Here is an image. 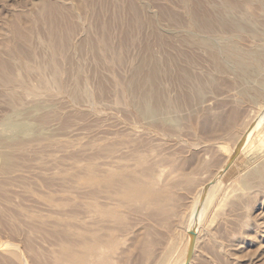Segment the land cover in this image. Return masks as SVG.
<instances>
[{
	"label": "rangeland",
	"instance_id": "obj_1",
	"mask_svg": "<svg viewBox=\"0 0 264 264\" xmlns=\"http://www.w3.org/2000/svg\"><path fill=\"white\" fill-rule=\"evenodd\" d=\"M190 2L0 0V264H264V0Z\"/></svg>",
	"mask_w": 264,
	"mask_h": 264
},
{
	"label": "bare ground",
	"instance_id": "obj_2",
	"mask_svg": "<svg viewBox=\"0 0 264 264\" xmlns=\"http://www.w3.org/2000/svg\"><path fill=\"white\" fill-rule=\"evenodd\" d=\"M191 0H184V2H186L187 4H189V3H191L190 2ZM204 7V6H203ZM223 13L225 14V12L223 11ZM196 14V13H195ZM195 17H196V15H195ZM223 21V23L226 25V26H230V25H227V24H231L232 26H233V28L234 27H237V28H242V26L240 25V24H234V22H230V21H227L226 19H223L222 20ZM195 22L197 23V24H199V25H203V24H205V23H209V25L211 24V22H204L203 20H200V19H198L197 17H196V19H195ZM231 27V26H230ZM196 44H199V45H201L203 48H205L209 53H210V55H211V57H212V59L216 62V64L218 65V66H221V63H222V61H221V57L219 56V54H217V51H215V49H214V47L211 45V42L209 41V40H205V39H202V40H200V41H198V42H196ZM235 44V43H234ZM233 43H230L229 45H228V47H227V52H226V54L228 55V58H229V56H236L237 58H238V62H239V65H242L243 67H245V68H247L249 65H248V63L249 62H251V61H253L257 66H258V70H264V50L263 51H261V50H256V51H252V52H246V53H244L243 52V54L242 53H239V51L237 50L238 48L237 47H235V45H234ZM247 47V46H246ZM237 48V49H236ZM250 50V49H249ZM223 51V50H222ZM225 56V54L223 55V57ZM232 58V57H231ZM230 59V58H229ZM235 60V59H234ZM237 62V63H238ZM250 67H252V66H250ZM249 67V68H250ZM248 68V70H250ZM244 69V68H243ZM245 70V69H244ZM157 71V68H156V66L155 65H153V66H151L150 67V70L148 71V76L150 77V78H152V79H154V77H155V72ZM251 71V70H250ZM255 71H256V69H255ZM246 72V71H245ZM252 72V71H251ZM248 74V73H247ZM249 75V74H248ZM251 75V74H250ZM152 86L154 87V85L152 84ZM261 86V85H260ZM263 89V88H262ZM147 94V93H146ZM143 95L142 96V98H143V101H147L146 100V97H147V95ZM149 101H147L146 103H143L144 104V111H145V113H159V112H162V109L160 108L159 109V106H156V104L155 105H152L150 102L148 103ZM263 115H264V113H263ZM262 117V116H261ZM261 119V118H260ZM264 119V118H263ZM261 121V120H260ZM260 121H258V122H260ZM257 123V122H256ZM263 123V122H262ZM260 124H261V122H260ZM258 126V125H257ZM261 126V125H260ZM259 128V127H258ZM255 129H257V127H256V124H251L250 125V127L248 128V130H247V132H246V134L244 135V137H242V139H241V142H240V148H239V150L246 144V142H247V138L249 137V136H251V135H253V133H254V131H255ZM259 131V130H258ZM257 131V132H258ZM256 132V131H255ZM250 139V138H249ZM251 140V139H250ZM252 141V140H251ZM239 150H237V151H239ZM236 151V152H237ZM247 153V152H246ZM240 155V154H239ZM232 156V155H231ZM231 158V157H230ZM223 169V168H222ZM253 175H256V176H260V177H262L263 175H264V165H262L261 164V166L259 167V168H257L256 169V171H254V174ZM215 183H216V181H215ZM204 189H202L201 190V193L200 194H206L207 193V190H208V188L206 187H203ZM209 191V190H208ZM199 198H200V196H199ZM207 198V197H206ZM200 200V199H199ZM207 201V200H206ZM205 201V202H206ZM204 202V203H205ZM205 206V205H204ZM196 207V206H195ZM204 210V209H203ZM202 212V211H201ZM194 216V215H193ZM195 219V218H194ZM192 227V226H191ZM193 231H195V228H191L190 230H189V234H190V239H189V245H188V249H187V253H186V256H185V260H184V262H185V264L187 263V260H188V256H189V253H190V240H191V238H192V232ZM12 251V250H11ZM183 262V263H184Z\"/></svg>",
	"mask_w": 264,
	"mask_h": 264
},
{
	"label": "water",
	"instance_id": "obj_3",
	"mask_svg": "<svg viewBox=\"0 0 264 264\" xmlns=\"http://www.w3.org/2000/svg\"><path fill=\"white\" fill-rule=\"evenodd\" d=\"M240 151V150H239ZM239 151H237L235 153V155H233L232 159L228 162V164L225 166V169L230 165V163L234 160V158L238 155ZM192 238L190 240V253H189V256H188V260H187V263L186 264H189L190 263V260H191V257H192V253L194 251V246H195V241H196V236H197V232L196 231H193L192 233Z\"/></svg>",
	"mask_w": 264,
	"mask_h": 264
}]
</instances>
